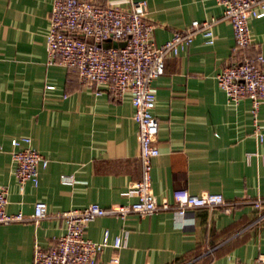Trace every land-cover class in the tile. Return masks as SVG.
Wrapping results in <instances>:
<instances>
[{"label":"crops","instance_id":"1","mask_svg":"<svg viewBox=\"0 0 264 264\" xmlns=\"http://www.w3.org/2000/svg\"><path fill=\"white\" fill-rule=\"evenodd\" d=\"M125 6L144 1L154 25L156 46L193 20L208 21L214 42L195 34L190 45L164 61L151 83L157 120L151 160V188L158 204H173L175 189L191 194L220 193L225 200L252 199L263 191L264 139L253 135L250 100L227 103L215 75L235 56L232 27L214 0H90ZM54 0H0V185L7 188L6 212L29 216L36 201L46 218L33 223L0 224V264H31L35 245L48 248L65 231L56 217L90 203L127 204L124 192L140 178L137 125L127 95L114 100L84 88L77 73L49 64L45 35ZM246 55L264 56V17L249 20ZM51 86L52 88H47ZM264 133V103L257 112ZM30 138L47 160L38 184L21 188L14 178L10 140ZM258 152L259 156L246 155ZM70 177V181L62 177ZM250 204L220 209L195 208L182 218L173 210L106 216L85 226L84 238L108 245L98 264H252L264 254V219L254 223ZM124 247L114 250L115 237ZM117 256V262L112 258Z\"/></svg>","mask_w":264,"mask_h":264},{"label":"built area","instance_id":"2","mask_svg":"<svg viewBox=\"0 0 264 264\" xmlns=\"http://www.w3.org/2000/svg\"><path fill=\"white\" fill-rule=\"evenodd\" d=\"M222 7L223 17L230 23L235 56L215 75L217 86L231 106L242 99L250 100L253 135L256 143L264 139L258 123L259 105L264 103V56L246 55L251 45L249 20L264 17V0H214ZM154 25L147 18L144 1H129L125 6L98 4L90 0H54L49 14V27L45 35V48L49 64H58L77 73L81 85L96 96L102 94L114 100L130 97L133 120L137 125L140 178L124 192L134 198L127 204L103 207L90 203L56 214L65 222V231L56 242L44 249L34 246L31 264H98L97 257L108 245V233L100 242L84 238L88 222L100 217L124 220L130 214L151 215L172 209L175 217L182 218L195 208L220 209L225 213L242 204H250L256 211L254 223L264 219V189L252 199L225 200L220 193L204 191L191 194L186 189H175L173 204L157 203L151 188V160L159 154L155 146L157 120L154 115L155 91L152 81L163 74L165 58L176 56L200 34L204 42L212 44L214 34L208 21L193 20L190 25L174 32L170 39L156 46L152 40ZM109 43V47L104 44ZM117 46L113 47L112 44ZM123 43V46H119ZM47 88H52L48 86ZM26 136L10 140V159L14 178L21 188L26 183L38 184L39 168L48 160L30 145ZM259 156L258 152L246 158ZM69 182L70 177H62ZM264 188V178L262 180ZM7 188L0 185V224L15 222L38 223L46 218L47 206L43 201L33 204L31 215L6 212ZM112 247H124V239L115 237ZM117 256L112 258L117 262ZM252 264H264V254H259Z\"/></svg>","mask_w":264,"mask_h":264},{"label":"water","instance_id":"3","mask_svg":"<svg viewBox=\"0 0 264 264\" xmlns=\"http://www.w3.org/2000/svg\"><path fill=\"white\" fill-rule=\"evenodd\" d=\"M118 45H119V46H123L124 44H123V43H119ZM104 46H105V47H109V43L104 44ZM112 46H113V47H116L117 44H116V43H113Z\"/></svg>","mask_w":264,"mask_h":264},{"label":"trees","instance_id":"4","mask_svg":"<svg viewBox=\"0 0 264 264\" xmlns=\"http://www.w3.org/2000/svg\"><path fill=\"white\" fill-rule=\"evenodd\" d=\"M99 4V3H98ZM101 5H104V4H101Z\"/></svg>","mask_w":264,"mask_h":264}]
</instances>
